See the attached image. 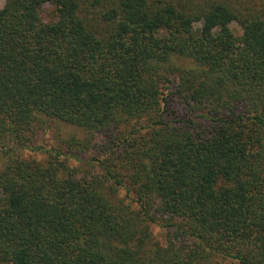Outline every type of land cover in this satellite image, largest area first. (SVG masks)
Segmentation results:
<instances>
[{
  "label": "trees",
  "instance_id": "1",
  "mask_svg": "<svg viewBox=\"0 0 264 264\" xmlns=\"http://www.w3.org/2000/svg\"><path fill=\"white\" fill-rule=\"evenodd\" d=\"M218 259L264 264V0H6L0 264Z\"/></svg>",
  "mask_w": 264,
  "mask_h": 264
},
{
  "label": "rangeland",
  "instance_id": "2",
  "mask_svg": "<svg viewBox=\"0 0 264 264\" xmlns=\"http://www.w3.org/2000/svg\"><path fill=\"white\" fill-rule=\"evenodd\" d=\"M6 0H0V10H2L5 6ZM41 17L44 22H52L54 20V8L50 5H45L41 11ZM230 28L232 31L237 35L240 36L242 34L241 28L236 24H231ZM75 134H79L75 129L68 127L67 125L59 124L54 125L53 129L50 131H40L39 135L36 139V146H42L46 149L54 148L61 146L60 141L66 137L73 136ZM32 157L39 160L44 161L46 155L42 153H31ZM77 164L76 161L72 160V165ZM121 198L124 197V194H120ZM153 233L155 236L156 241L163 243V238L161 232L158 228H153ZM211 264H238L237 262L230 261V260H213Z\"/></svg>",
  "mask_w": 264,
  "mask_h": 264
}]
</instances>
